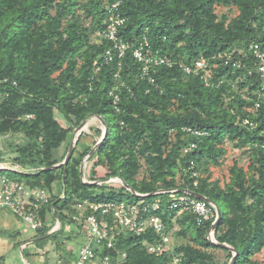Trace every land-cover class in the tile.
Listing matches in <instances>:
<instances>
[{
  "label": "trees",
  "instance_id": "1",
  "mask_svg": "<svg viewBox=\"0 0 264 264\" xmlns=\"http://www.w3.org/2000/svg\"><path fill=\"white\" fill-rule=\"evenodd\" d=\"M112 15L124 18L117 36L130 48L122 56L103 34ZM251 41L264 46V0H0V122L12 119L0 129V161L5 152L13 153L19 168L10 171L20 175L14 179L49 193L38 209L42 225L24 244L48 242L62 264H70L88 243L111 264H175L176 257L180 264H221L216 250L226 253L229 264L233 252L208 239L212 220L197 224L191 212L170 207L167 193H156L176 188L197 192L219 208L214 235L237 251L234 264H261L253 256L264 247V79L256 64L239 54ZM141 43L176 63L152 64L143 75V62L131 52ZM233 50L241 67L225 63ZM201 58L208 64V85L203 71L186 74L180 66ZM111 92L119 97L116 103ZM55 113L64 115L67 126ZM94 115L105 122L107 134L89 160L86 180L101 183L82 178L81 163L96 140L76 151L90 131L80 134L66 167L47 169L57 163L50 147L72 138L74 128ZM36 118L55 127L52 142ZM92 131L101 133L97 127ZM226 141L243 150L246 162L234 159L228 180L220 184L209 167L220 165ZM190 143L195 148L183 153ZM190 161L198 172L195 185ZM96 168L103 174L97 176ZM114 177L137 195L122 182H106ZM83 200H159V209L148 212L160 217L172 246L148 252V244L162 242L153 227L138 236L122 230L110 248L89 240L83 217L73 218L75 203ZM47 213L60 221L53 232ZM60 237L74 241L73 248H65Z\"/></svg>",
  "mask_w": 264,
  "mask_h": 264
},
{
  "label": "built area",
  "instance_id": "2",
  "mask_svg": "<svg viewBox=\"0 0 264 264\" xmlns=\"http://www.w3.org/2000/svg\"><path fill=\"white\" fill-rule=\"evenodd\" d=\"M115 5L116 4L113 6ZM123 22V17L119 15H112L109 17V22L103 32L106 38L111 41L113 47L116 48L119 56H122L124 51L130 48L129 43L122 42L117 36L118 27L122 25ZM131 52L138 61L143 62V75L148 74L152 64H165L171 67L176 63L175 59L171 57L169 58V56L158 55L157 52L156 54H153V52L147 48V43H141L139 46L131 48ZM243 53L244 55H247V57L254 64H256L258 73L261 78L264 79V46H262L260 42L251 41L247 45L245 52H242L241 50L239 51L240 55H243ZM109 54L110 50H107L105 55L110 58ZM231 54H233V56L234 54L235 56L239 55L235 50H233L232 53L226 56L225 63L232 60L233 65L241 67V60L239 58L234 59ZM207 65V61L202 58L196 60L193 66L180 63V66L186 74L203 71V83L206 85L210 84V75ZM110 94L114 97V103L119 101L117 94H113L112 92ZM260 96L264 98V83L261 87ZM258 106L259 102L256 101L255 107ZM32 117L33 116L30 114L25 115L26 119H30ZM92 119H96V117L92 116ZM7 120L12 121V119ZM193 148H195V144L190 143L189 146H185L183 148V153H187ZM12 159L13 157L11 159L4 157V160L0 162V168L18 170V165L14 164ZM81 164L82 168H86L87 163ZM190 164L191 174L195 177V185L198 172L193 171L192 161H190ZM25 170L30 172V169ZM82 178L83 181H86L87 175L84 174ZM156 193H167L170 198V207L177 209L178 212H191L194 215L197 224H201L208 220H212L213 223L217 217L214 204L205 199L195 198L187 189L180 192L178 189L173 188L169 190H159ZM48 201L49 193L46 189L38 186L30 187L22 181L0 174V208L10 211L13 215L25 223L31 231L42 225L38 209L42 204L48 203ZM159 204V200L151 203H143L141 200L137 202L118 203L111 201L94 202L83 200L75 203L74 207L76 214L73 215V218H80L82 216L89 240L94 239L97 243L105 241L106 247L108 248L112 246L113 237L119 234L122 230L138 236L145 232L147 228L153 227L156 232L162 236V242L156 244L150 243L147 245V251L155 253L165 249L168 244V239L171 238L169 234L164 233V226L160 217L148 212L149 209H159ZM59 226L60 221L55 218L51 229L54 231L58 229ZM208 239L213 243L217 242L213 228H210L208 231ZM77 253V257L71 260L70 264H111V258L109 256H97L89 243L80 247ZM123 256L124 254H122L117 261L119 262ZM174 263L180 264L177 257L174 259ZM55 264L62 263L60 260H57L55 261Z\"/></svg>",
  "mask_w": 264,
  "mask_h": 264
},
{
  "label": "rangeland",
  "instance_id": "3",
  "mask_svg": "<svg viewBox=\"0 0 264 264\" xmlns=\"http://www.w3.org/2000/svg\"><path fill=\"white\" fill-rule=\"evenodd\" d=\"M224 11V10H223ZM55 116L59 122L60 125L62 126H67L68 122L67 119L64 117V115L60 114V113H55ZM92 119V117H90L88 120ZM39 126L43 129L44 133H47V135H49V141L52 142L53 138L55 137V127L52 125L51 122L45 121L41 118H36ZM94 121V123H89V124H85L84 126V130L82 132H91L89 135H83V137L81 138V141L78 143L76 151H78V149L82 150L84 145H88L92 143V140H96L99 141L102 138V132H103V125L99 122V120L96 119H92ZM10 122V120H5L3 122L0 123V128L6 126L8 123ZM92 122V121H91ZM107 123L108 126L110 127L113 123H114V119L113 117H110L107 119ZM93 127H97L100 129L101 133L99 136L95 135V133L92 131ZM2 134V133H1ZM71 137V136H69ZM1 146V144H0ZM50 147V146H49ZM225 147L227 149V153L224 155V157L221 158V163L220 165H211L209 167L210 171L212 172V178L213 179H219L220 184H223L226 180H228V166H230L233 162L234 159H238V161H240L241 163L245 164L246 162V156L243 153L242 149H235L232 147V143L230 141H226L225 142ZM52 146L50 147V149L52 150ZM52 156H54V152L52 150ZM14 156L13 153L11 152H5L2 160H4V157H8V158H12ZM0 161V162H1ZM85 162H83L84 164ZM12 164V163H11ZM87 166H90L91 163L87 162ZM101 169V168H99ZM100 171V170H99ZM85 172L88 173V169L85 168ZM0 173L6 175L7 177L10 178H19L20 175L13 173L12 171L8 170V169H1L0 168ZM103 174V169H101V175ZM87 175V174H86ZM53 190H56V193L54 194H58L60 193V185L56 182L53 184ZM127 200V199H124ZM2 212H5L3 210H1ZM10 217L11 220H14V222L16 221V224L18 226V228L20 229L21 232L23 233H27V234H31L32 231L31 229H29L25 223H23L21 220L15 219L16 217H14L13 215H8ZM54 216L51 213H47L46 216V220L47 221H54ZM3 224L0 218V238H3V241H0L2 243H0V246L2 245V248L0 249V255H5V259L2 262V264H55V261H57V257L55 256L56 254L54 253V251H48L50 250V244L48 242H46V244H44L43 246H40L38 249L40 250V248L44 249L43 254H39L37 255L36 252H34L33 250L31 252H29L27 254L21 253V246H18L17 243H22L24 244V240L27 238V236H24L25 234H15L13 232L11 233H2L1 230H3ZM12 231V230H11ZM31 232V233H30ZM60 241L64 242V246L67 249H72L73 248V244L74 241H68L66 237H60L59 238ZM180 241H183L182 238L179 239ZM178 240V241H179ZM179 241V242H180ZM14 242V243H13ZM168 244L166 245L165 249H168L169 247L172 246L173 244V237L168 239ZM14 247H12V245H14ZM27 244V243H25ZM16 245L18 247H16ZM32 246V245H31ZM23 249V248H22ZM47 249V252L45 251ZM21 250V251H20ZM26 250H28V248H26ZM24 252V249H23ZM38 252V251H37ZM215 252V256L216 259L221 263V264H226L228 262V257L226 256V253L224 251L221 250H216ZM254 259L258 260L261 262V264H264V247L261 249V251L259 253H256L253 256ZM230 261V260H229ZM1 264V261H0Z\"/></svg>",
  "mask_w": 264,
  "mask_h": 264
},
{
  "label": "water",
  "instance_id": "4",
  "mask_svg": "<svg viewBox=\"0 0 264 264\" xmlns=\"http://www.w3.org/2000/svg\"><path fill=\"white\" fill-rule=\"evenodd\" d=\"M94 116H95V117L100 121V123L104 126V127H103V132H102V138H101L99 141L96 142L95 146L91 149V151L89 152V154L85 157V159L83 160V162H85V163L89 162V160L91 159V157L93 156V154L96 152V150L98 149L100 143L103 141V139L105 138V136H106V134H107V126H106L105 122L101 119V117H99V116H97V115H94ZM86 122H87V121L84 120V121H82L77 127L74 128L73 136H72V138H70V143H69L68 149H67V151H66V154H65L63 160H62L61 162H59V163H55V164H53V165L50 166V167H47V169H53V168H56V167H58V166H60V165L66 167V165H67V163H68V161H69V159H70V157H71V155H72V153H73V150H74V147H75V145H76L77 139L79 138L80 134H81L82 131L84 130V126H85ZM83 162H82V163H83ZM81 168H82V164H81ZM109 181H120V182H122V183L125 185V187H126L127 189H129L133 194H136V193L133 191V189H132L131 187L128 186L127 183H125L123 180H121V179L118 178V177L108 178V179L106 180V182H109ZM84 182L87 183V184H94V185H97V184H100V183H101V182H99V181H87V180H86V181L84 180ZM189 193H191L192 195H194V196L197 197V198L208 200L207 198H204L203 196L199 195L197 192L189 191ZM136 195H137V194H136ZM208 201H209V200H208ZM216 215H217V217H216L215 221H214L213 224H212V228H213V229L216 227V225H217V223H218V221H219V216H220V210H219V208H218L217 206H216ZM50 232H53V230L51 229ZM215 244H218L220 247L225 248V249H228V250H230V251L233 252V254H232L231 258H230V263H229V264H234V263H235V260H236V257H237V254H238L237 251H236L233 247H231V246H229V245H227V244H225V243H217V242H215Z\"/></svg>",
  "mask_w": 264,
  "mask_h": 264
},
{
  "label": "crops",
  "instance_id": "5",
  "mask_svg": "<svg viewBox=\"0 0 264 264\" xmlns=\"http://www.w3.org/2000/svg\"><path fill=\"white\" fill-rule=\"evenodd\" d=\"M57 134H55V136H56ZM2 139V134H1V132H0V140ZM69 143H70V137L68 136V137H66L65 139H63L58 145H54L53 146V148H52V150H53V152H54V156H52L53 154H52V150L50 149V153H51V157L54 159V160H57V163H59V162H61L62 160H63V158H64V156H65V154H66V151H67V149H68V146H69ZM88 165V164H87ZM86 169H88V173H86L85 172V175L87 174L88 176H89V172H90V166H86ZM100 170V171H99ZM96 171H97V176H100L101 175V169H99V168H96ZM53 193H56V190L54 191L53 190ZM1 210H3V211H5V212H2ZM8 215H13L10 211H8V210H6V209H3V208H0V218H1V221H2V224H3V227H4V229L3 230H1V232L2 233H11V232H13L14 233V235L15 234H22V236H23V234H25L24 236H30L31 234H27V233H23V232H25V231H23V232H21L20 231V229L18 228V226H17V224H16V221L14 222V220H11L10 219V217L8 216ZM14 217H16L15 215H13ZM15 219H18V220H20L18 217H16ZM12 230V231H11ZM31 233V232H30ZM3 239H4V237L3 238H0V241H3ZM0 243H2V242H0ZM14 243V242H13ZM27 244H22V243H20L18 246H21V253H24L25 254V251L27 252V253H29V252H31L32 250L34 251V252H37V251H40V250H42L41 248H40V250L38 249L39 247L38 246H36L35 244L34 245H32L31 244V240H29V241H27L26 242ZM32 245V246H31ZM15 246V244L14 245H12V247H14ZM18 246H16V247H18ZM2 248V245L0 246V249ZM24 249V252H23V249ZM26 248H28V250H26ZM37 254V253H36ZM4 259H5V255H0V261H1V264H2V262L4 261ZM5 261H6V259H5Z\"/></svg>",
  "mask_w": 264,
  "mask_h": 264
},
{
  "label": "bare ground",
  "instance_id": "6",
  "mask_svg": "<svg viewBox=\"0 0 264 264\" xmlns=\"http://www.w3.org/2000/svg\"><path fill=\"white\" fill-rule=\"evenodd\" d=\"M91 121H92V122H91ZM86 123H87V124H89V123H94V121H93L92 119H90V120H88Z\"/></svg>",
  "mask_w": 264,
  "mask_h": 264
}]
</instances>
